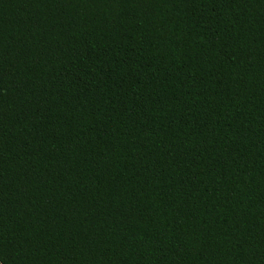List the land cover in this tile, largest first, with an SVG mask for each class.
Masks as SVG:
<instances>
[{
	"label": "trees",
	"instance_id": "trees-1",
	"mask_svg": "<svg viewBox=\"0 0 264 264\" xmlns=\"http://www.w3.org/2000/svg\"><path fill=\"white\" fill-rule=\"evenodd\" d=\"M0 264H264V0H0Z\"/></svg>",
	"mask_w": 264,
	"mask_h": 264
}]
</instances>
